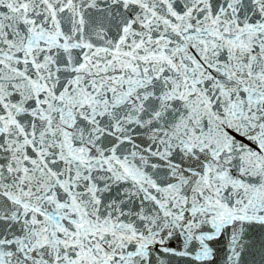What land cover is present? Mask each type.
I'll use <instances>...</instances> for the list:
<instances>
[{"label":"snow or ice","instance_id":"1","mask_svg":"<svg viewBox=\"0 0 264 264\" xmlns=\"http://www.w3.org/2000/svg\"><path fill=\"white\" fill-rule=\"evenodd\" d=\"M0 264H264V0H0Z\"/></svg>","mask_w":264,"mask_h":264}]
</instances>
